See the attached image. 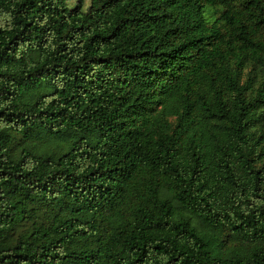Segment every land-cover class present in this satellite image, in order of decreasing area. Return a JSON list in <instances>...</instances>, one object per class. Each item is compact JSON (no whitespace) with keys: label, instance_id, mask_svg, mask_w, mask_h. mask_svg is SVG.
Masks as SVG:
<instances>
[{"label":"trees","instance_id":"trees-1","mask_svg":"<svg viewBox=\"0 0 264 264\" xmlns=\"http://www.w3.org/2000/svg\"><path fill=\"white\" fill-rule=\"evenodd\" d=\"M0 0V264H264V0Z\"/></svg>","mask_w":264,"mask_h":264},{"label":"rangeland","instance_id":"rangeland-1","mask_svg":"<svg viewBox=\"0 0 264 264\" xmlns=\"http://www.w3.org/2000/svg\"><path fill=\"white\" fill-rule=\"evenodd\" d=\"M91 1H92V0H85V2H84V8H85V9H88V7H89L90 4H91ZM77 2H78V0H69V5L72 7V6H74Z\"/></svg>","mask_w":264,"mask_h":264}]
</instances>
